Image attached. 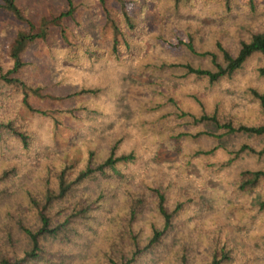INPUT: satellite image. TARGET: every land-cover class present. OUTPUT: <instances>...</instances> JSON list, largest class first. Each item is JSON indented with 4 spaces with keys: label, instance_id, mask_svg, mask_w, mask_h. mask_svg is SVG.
<instances>
[{
    "label": "rangeland",
    "instance_id": "rangeland-1",
    "mask_svg": "<svg viewBox=\"0 0 264 264\" xmlns=\"http://www.w3.org/2000/svg\"><path fill=\"white\" fill-rule=\"evenodd\" d=\"M16 1L34 22L67 8L66 0ZM106 1L110 9H115L114 0ZM230 1L232 12L208 6L202 0L198 10L187 15L183 6L175 9L172 2L159 7L151 0H137L135 12L143 39L132 43L135 57L143 51L138 64L131 62L135 58L128 59L125 55L120 64L109 61L113 33L105 24L98 0H75L76 15L64 22L67 41L59 27H52L45 40L32 42L24 55L29 64L19 76L54 97L29 99L33 107L52 112V117L30 112L21 103L20 95L0 85V120L12 118L17 125L23 123L34 136L28 153L19 144L10 142V137L0 145V173L11 166L17 168L15 176L0 183V227L7 219L14 225L18 217L35 222L26 190L35 192L45 177L52 175L54 167L66 159L83 160L90 149L102 158L115 141L122 139L120 151L134 148L137 159L80 188L86 192L104 188L110 196L93 213L92 228H81L85 231L71 243V260L79 262L96 253L101 238L114 222V207L126 191L145 190L152 199L150 187H160L169 208L182 204L167 237V247H192L196 258L203 260L216 246L225 245L231 248L230 264H264V218L250 210L261 195H242L234 188L229 190L234 176L241 170L264 169V154L246 152L228 163L232 157L229 152L242 143L262 150L264 136L232 134L221 140L207 135L192 136L201 129H216L208 124L193 125L190 117L191 120L181 118L175 106L179 104L181 109L198 114L194 97H200L204 91L208 101L218 102L222 110L237 114L239 120L258 121L256 106L250 101L246 87H264V80L255 72L264 65V57L252 56L239 72L211 87L196 77H183L178 68H170L171 63L181 61L195 66L203 64L180 39L193 35L198 45L205 47H211L218 39L235 52L240 41L264 30V0ZM202 12L207 13L203 16ZM23 27L0 9L1 53L7 51L14 34ZM91 43L100 55L97 60L89 61L85 57L80 61L71 60L72 45ZM147 63L151 70L145 68ZM97 87L103 94L100 102L86 111L79 109L86 97L71 95L80 89ZM155 105L161 108H153ZM65 109H75L74 116L57 112ZM184 131L190 136H182L180 133ZM219 143L220 150L201 158L204 151ZM153 211L149 200L140 224L146 236L151 232V221H155ZM15 231L21 237L16 240L20 251L25 243L22 232ZM157 263L155 256L143 258V264Z\"/></svg>",
    "mask_w": 264,
    "mask_h": 264
},
{
    "label": "trees",
    "instance_id": "trees-1",
    "mask_svg": "<svg viewBox=\"0 0 264 264\" xmlns=\"http://www.w3.org/2000/svg\"><path fill=\"white\" fill-rule=\"evenodd\" d=\"M115 9H110L106 0H98L104 13L105 24L111 27L113 37L109 50V61L120 64L122 57L134 59L137 64L143 57L139 53L135 57L133 41H142L138 31L140 20L135 12L137 0H114ZM160 4L172 2L175 9L183 6L186 14L198 10V3L202 0H151ZM206 5L223 8L226 12L234 11L230 0H205ZM67 8L57 15L42 17L34 22L27 17L24 10L16 0H0V9L10 14L24 25L14 34L7 51H0V85L5 86L22 97L21 103L30 112L44 117H52V112L33 107L29 103L31 97L50 98V94L43 93L41 86H33L26 83L19 74L29 64L24 60V55L30 44L36 40H45L52 27H59L64 40L66 27L64 22L74 19L78 10L75 0H66ZM253 7V2H251ZM203 10H206L204 7ZM199 13V11H198ZM207 12H202L205 16ZM180 43L187 47L191 54L201 60L202 65L195 66L189 61L171 63L170 68H178L183 77H196L198 81L206 85L214 86L224 78H231L239 72L245 63L254 55L264 57V30L253 32L249 38L242 40L235 52L228 49L220 40H216L211 47L198 45L193 35L186 39H180ZM73 54L71 60L80 61L97 60L100 56L95 46L91 44L72 45L69 50ZM139 58V59H138ZM69 64V63H68ZM205 64V65H204ZM145 68L151 70L150 64ZM169 68V67H168ZM257 76L264 80V65L255 69ZM101 88L80 89L71 96L84 95L85 104L81 110L100 102L103 96ZM250 101L256 106L258 121L246 123L239 120L237 114H231L222 110L218 102L211 103L204 91L200 97H194L199 108V113H190L181 109L179 104H174L179 110L181 118L190 117L192 124L213 126L216 131L198 130L192 136H211L221 140L227 135L248 134L252 136H264V87L250 85L246 87ZM11 94V93H10ZM12 96V94H11ZM14 97V96H13ZM172 100V99H171ZM88 103V104H87ZM147 108V106H144ZM153 108L160 109V106ZM179 108V109H178ZM156 110V109H155ZM75 109L58 110L59 113L74 116ZM152 111V110H151ZM189 118V120H191ZM189 122L188 120H186ZM144 124V123H143ZM182 136H190L188 131L180 133ZM10 137V142L19 144L22 151L28 153L34 136L29 132L28 126L12 118L0 120V145ZM122 139L115 141L104 157L96 155V151L90 149L85 159H66L58 167H54L51 176L45 177L41 186L34 190H26L29 209L32 210L35 222H25L21 217L16 218L15 223L9 219L3 220L0 236V264H143V258L155 256L157 264H230L233 261L231 248L216 246L203 260H198L194 248L185 245L179 247H167V237L174 225V219L178 215L182 204L175 208L168 207L166 194L160 187H150L153 198L145 190H128L122 196L118 206L114 207V222L109 225V230L97 245L96 253L82 261L71 260L73 254L70 250L71 243L79 238L85 231L81 228H92V219L95 211L109 199L106 189L101 188L95 192H86L80 188L91 181H96L99 176L108 175L109 171L116 170L117 166L133 163L137 159L136 150L129 148L120 151ZM220 143L208 151L202 153L205 158L221 149ZM264 154V148L257 151L246 143L239 145L237 149L229 152L232 160H236L243 153ZM197 156V155H196ZM195 156V157H196ZM205 156V157H204ZM17 174L16 167H9L0 173V183L6 182L10 176ZM237 190L242 195L254 196L260 193V199L250 210L257 212L264 218V169H244L233 178V184L229 188ZM1 194V192H0ZM152 200L153 215L155 221H151V232L148 236L144 233L141 222L147 213L148 202ZM2 205H0V209ZM94 213V214H93ZM112 213V211L110 212ZM92 220V221H91ZM22 232V241L25 247L19 251L16 240L20 239L16 233ZM146 236V237H145ZM168 249V251H166ZM166 251V253L164 252Z\"/></svg>",
    "mask_w": 264,
    "mask_h": 264
}]
</instances>
